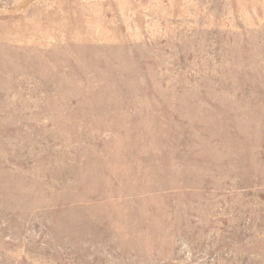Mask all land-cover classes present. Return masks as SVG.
Returning <instances> with one entry per match:
<instances>
[{
    "label": "rangeland",
    "instance_id": "obj_1",
    "mask_svg": "<svg viewBox=\"0 0 264 264\" xmlns=\"http://www.w3.org/2000/svg\"><path fill=\"white\" fill-rule=\"evenodd\" d=\"M0 264H264V0H0Z\"/></svg>",
    "mask_w": 264,
    "mask_h": 264
}]
</instances>
